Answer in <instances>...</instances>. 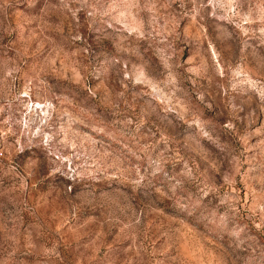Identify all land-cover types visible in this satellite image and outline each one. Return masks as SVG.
<instances>
[{"label": "rangeland", "instance_id": "374dc122", "mask_svg": "<svg viewBox=\"0 0 264 264\" xmlns=\"http://www.w3.org/2000/svg\"><path fill=\"white\" fill-rule=\"evenodd\" d=\"M0 264H264V0H0Z\"/></svg>", "mask_w": 264, "mask_h": 264}]
</instances>
